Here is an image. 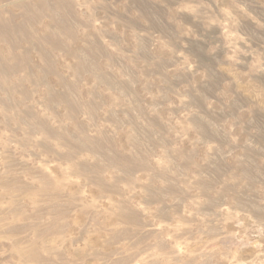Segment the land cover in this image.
Segmentation results:
<instances>
[{
  "label": "rangeland",
  "instance_id": "obj_1",
  "mask_svg": "<svg viewBox=\"0 0 264 264\" xmlns=\"http://www.w3.org/2000/svg\"><path fill=\"white\" fill-rule=\"evenodd\" d=\"M0 264H264V0H0Z\"/></svg>",
  "mask_w": 264,
  "mask_h": 264
},
{
  "label": "bare ground",
  "instance_id": "obj_2",
  "mask_svg": "<svg viewBox=\"0 0 264 264\" xmlns=\"http://www.w3.org/2000/svg\"><path fill=\"white\" fill-rule=\"evenodd\" d=\"M22 1V0H21ZM23 3V2H22ZM27 4V3H26ZM43 4V3H42ZM32 5V4H31ZM51 6V5H50ZM44 7H45V5H44ZM29 12V11H28ZM124 15V14H123ZM124 17V16H123ZM140 17V16H139ZM55 18V17H54ZM59 18V17H58ZM60 18H62V17H60ZM56 20H57V18H56ZM106 20V19H105ZM57 22V21H56ZM132 22V21H131ZM133 22H135V21H133ZM132 22V23H133ZM58 23H61V24H63L62 23V19H60V21H59V19H58ZM59 25L58 24V26H62V25ZM59 28V27H58ZM60 28H63V27H60ZM90 40V39H89ZM92 42V41H91ZM98 43V42H97ZM86 63V62H85ZM198 122V121H197ZM198 128H200V127H198ZM201 129V128H200ZM120 211V210H119ZM121 214H119L120 216H122L123 217V220H131V217L129 216V215H127L126 213H124V212H120ZM119 219H121V217L119 218ZM124 222V221H123ZM132 222V221H131ZM130 222V223H131ZM133 225V224H132Z\"/></svg>",
  "mask_w": 264,
  "mask_h": 264
}]
</instances>
